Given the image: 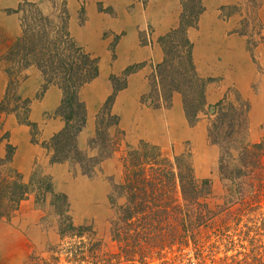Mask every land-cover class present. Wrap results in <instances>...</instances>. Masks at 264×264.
<instances>
[{
    "label": "rangeland",
    "instance_id": "rangeland-1",
    "mask_svg": "<svg viewBox=\"0 0 264 264\" xmlns=\"http://www.w3.org/2000/svg\"><path fill=\"white\" fill-rule=\"evenodd\" d=\"M200 1L202 12L196 24L187 29L186 38L191 45L195 73L204 83L205 103L215 105L226 95L233 104L245 103V141L259 143L264 137V0ZM186 11L189 15L184 18ZM196 11L190 0H0V101L13 81L8 109L16 105L14 94L28 102L26 123L21 115L0 112V159L9 158V167L23 183L36 186V182L46 181L54 194L64 196L66 215L74 226L87 223L92 228L94 241L102 243L103 253H118L109 234L114 216L110 195L122 177V158L142 144L158 148L171 161L174 157L188 160L196 179L209 183L208 203L212 210L217 211L224 203L225 183L218 173L220 149L208 138L212 117L199 112L194 124L186 119L184 100H191V96L188 97L184 86L189 83L179 72L183 67L181 53L185 50L179 47L177 36L166 38L180 22H191ZM208 11L211 16L206 19ZM22 23L35 32L40 29L37 40L42 39L48 48L59 39L57 32L64 31L76 47L95 61L98 76L105 75L108 80L103 101H95L84 93L94 79L78 93L86 114L84 127L76 138L81 163L52 161L50 140L65 126L57 112L61 88L47 85L34 65H20L13 72L10 61H6L9 49L21 36ZM164 61L167 65H162ZM139 71L136 106L126 102L116 109L117 94ZM172 85L179 90L173 91ZM50 87L58 89L59 102L54 109L51 104V109L42 113V119H58L61 126L46 137L41 134V122L32 120L30 108ZM134 114L136 119L131 117ZM126 116L128 121L124 120ZM113 148L117 151L101 160L104 152ZM94 159L101 162L95 165ZM123 202L120 198L117 205ZM223 219V215L219 216L215 226L202 233L203 240L209 238L206 247L212 243L219 246L212 253L219 252L214 263L206 252L205 264H219L229 247L227 240L218 241ZM227 225L229 236L235 235L232 239L237 242L239 229L235 230V222ZM214 233L219 234L217 238ZM76 242L60 238L58 216L50 206V197L39 201L36 192L21 202L9 218L0 219V264H24L32 255L42 260L39 264H95L89 248L75 258L68 253L70 244ZM236 248L239 250L238 244ZM194 253L190 250L188 256L168 254L164 260L154 259L147 264H188V258L192 264H198ZM112 264L118 263L112 260Z\"/></svg>",
    "mask_w": 264,
    "mask_h": 264
},
{
    "label": "trees",
    "instance_id": "trees-1",
    "mask_svg": "<svg viewBox=\"0 0 264 264\" xmlns=\"http://www.w3.org/2000/svg\"><path fill=\"white\" fill-rule=\"evenodd\" d=\"M190 4L192 9L197 8L191 22H180L166 38L177 36L179 47L185 50L181 53L183 67L179 72L189 83V86L183 85L188 97L191 96L190 102L187 98L184 100L186 119L194 124L199 112L212 117L209 118L208 138L220 149L218 173L226 190L223 205L217 211L212 210L208 203L209 183L196 179L188 160L174 157L171 161L158 148L142 144L140 149L128 151L122 158V177L110 195L114 216L109 234L111 241L117 244L118 253H103L102 243L94 241L92 228L87 223L74 226L66 215L64 196L54 194L46 181L40 180L36 186L23 183L20 175L9 167V158L0 159V219L9 218L21 202L36 192L39 201L44 202L47 196L50 197V206L58 216L60 238L77 240L67 249L74 258L89 248L95 264H112V260L118 264H147L154 259L164 260L168 254L188 256L192 250L200 262L198 264H205L206 252L207 256L213 257L211 262L214 263V256L219 252L212 253L219 246L212 243L206 247L209 238L203 240L202 233L212 229L217 218L223 215L224 228L218 241L227 240L229 247H226L219 264H264V137L256 144L245 141L248 114L245 103L233 104L226 95L217 104L206 105L204 83L195 73L190 59L191 45L186 38L187 29L196 24L202 12L201 1L190 0ZM187 14L188 11L184 12V18ZM22 26L21 36L9 49L6 61H10L13 72L17 66L34 65L47 85L61 88L62 100L57 112H60L65 126L50 140L52 161L81 163L83 158L76 147V138L84 127L86 114L78 93L83 85L98 76L95 61L76 47L62 30L57 32L59 39L48 48L42 39L37 40L40 29L35 32L24 23ZM165 64L167 61L162 65ZM8 75L12 77L9 70ZM13 84V81L9 82L0 101V112L21 115L22 122L26 123L28 102L14 94L16 105L8 109ZM172 87L173 91L179 90L178 86ZM98 151L100 154L101 147ZM115 151L117 148L104 152L101 160L111 157ZM100 162L94 159L93 163L98 165ZM120 198L124 202L117 205ZM243 217H247L245 222ZM230 222H235V230L239 229L237 242L232 239L235 235L228 234L230 228L227 224ZM213 235L217 238L219 234ZM83 238L87 241L84 242ZM186 251L188 253L184 254ZM227 252L235 253L227 256ZM41 261L32 255L24 264H39ZM187 262L192 264L190 258Z\"/></svg>",
    "mask_w": 264,
    "mask_h": 264
},
{
    "label": "crops",
    "instance_id": "crops-1",
    "mask_svg": "<svg viewBox=\"0 0 264 264\" xmlns=\"http://www.w3.org/2000/svg\"><path fill=\"white\" fill-rule=\"evenodd\" d=\"M216 6V5H213ZM211 13L208 11L206 14V19L207 17H210ZM204 18V19H205ZM217 21V18L216 20ZM217 24V22H216ZM157 53V51H155ZM141 60L138 58V62ZM141 71L138 72V75H134L130 77L127 80L126 88L122 91H120L115 99V108L119 109L121 107V103H128V106L134 107L136 106L137 99H138V85L137 83L140 80V73ZM107 81L105 75H99L96 79H94L90 85H87L86 88H84V93L87 94L91 99L95 101H103L104 97H106V91L107 89ZM59 102V93L58 89L56 87H50L47 89L46 93L44 94V97L35 103L32 104L30 108V115H32V120L34 121H39L41 122L40 125V131L41 134L50 137L52 136L53 133L58 131L61 126L60 122L58 119H51V120H44L42 119V113L45 112L46 110L51 109V104L52 109H54ZM125 113V112H124ZM139 116V112H138ZM132 119L137 118V114H134L131 116ZM34 118V119H33ZM123 119V116H122ZM125 121H128L127 116L124 118ZM139 120V118H138ZM91 126V122L88 123V128ZM23 130V128H20Z\"/></svg>",
    "mask_w": 264,
    "mask_h": 264
}]
</instances>
